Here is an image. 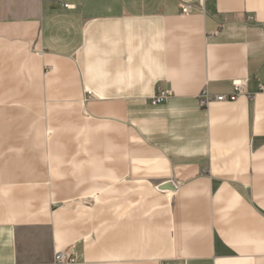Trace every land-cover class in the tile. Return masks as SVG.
<instances>
[{
  "label": "crops",
  "instance_id": "obj_1",
  "mask_svg": "<svg viewBox=\"0 0 264 264\" xmlns=\"http://www.w3.org/2000/svg\"><path fill=\"white\" fill-rule=\"evenodd\" d=\"M260 84L264 0H0V264H264Z\"/></svg>",
  "mask_w": 264,
  "mask_h": 264
},
{
  "label": "built area",
  "instance_id": "obj_2",
  "mask_svg": "<svg viewBox=\"0 0 264 264\" xmlns=\"http://www.w3.org/2000/svg\"><path fill=\"white\" fill-rule=\"evenodd\" d=\"M181 12L184 14L190 13L193 9H197L198 7H195L194 5L190 3H181ZM68 6V5H64ZM245 80H237L234 81L232 84V91L229 94H219V95H209L207 92H204L200 98V103L202 106L208 105L211 101H225L228 99H233L236 96L246 93L245 91ZM259 91L264 92V84H260ZM91 95V91H86V99L89 98ZM169 95L168 91H159L155 95L151 97V103L157 104L166 99V97ZM54 262L56 264H71L75 262V254L73 251L70 250H63L58 251L54 255Z\"/></svg>",
  "mask_w": 264,
  "mask_h": 264
},
{
  "label": "water",
  "instance_id": "obj_3",
  "mask_svg": "<svg viewBox=\"0 0 264 264\" xmlns=\"http://www.w3.org/2000/svg\"><path fill=\"white\" fill-rule=\"evenodd\" d=\"M157 189L161 192L165 191H174L176 189V185L172 181H165L159 185H157Z\"/></svg>",
  "mask_w": 264,
  "mask_h": 264
}]
</instances>
